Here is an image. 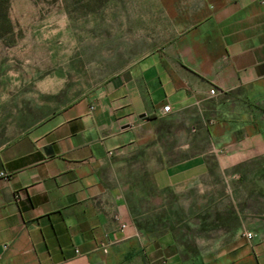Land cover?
Wrapping results in <instances>:
<instances>
[{"label": "crops", "instance_id": "0c3cea01", "mask_svg": "<svg viewBox=\"0 0 264 264\" xmlns=\"http://www.w3.org/2000/svg\"><path fill=\"white\" fill-rule=\"evenodd\" d=\"M12 123L0 141V264H264V210L234 207L235 229L194 241L128 191L145 142L159 191H203L211 162L223 174L264 158V0L208 6L86 96Z\"/></svg>", "mask_w": 264, "mask_h": 264}, {"label": "rangeland", "instance_id": "374dc122", "mask_svg": "<svg viewBox=\"0 0 264 264\" xmlns=\"http://www.w3.org/2000/svg\"><path fill=\"white\" fill-rule=\"evenodd\" d=\"M226 1L0 0V141L16 130L12 122L21 118L25 125L86 96L167 44L204 16L208 6ZM152 152V144L145 142L132 157L138 164L128 178L139 182L128 189L131 199L142 211L175 213L179 229L194 241H211L221 233L212 216L204 222L206 230L199 229V216L223 211L232 199L241 213L264 210L263 157L235 167L242 171L237 177L232 167L222 174L211 162L203 191L198 185L159 191L143 171ZM209 201L214 204L205 208Z\"/></svg>", "mask_w": 264, "mask_h": 264}, {"label": "trees", "instance_id": "16d2710c", "mask_svg": "<svg viewBox=\"0 0 264 264\" xmlns=\"http://www.w3.org/2000/svg\"><path fill=\"white\" fill-rule=\"evenodd\" d=\"M260 173H264V161L262 163V168L261 170H259ZM168 190V189H166ZM214 204L213 201H209V204L206 205L205 208H207L209 205ZM238 209L241 207V205L238 203L237 204ZM169 211V210H168ZM208 211V209H207ZM224 211V212H223ZM223 211H217L214 210L213 214L210 212H204L203 214H201L199 216V229H201L202 231H204L205 226H204V222L206 221L207 217L212 216L213 218V222H215L217 224L218 227H220L221 229L224 230H233L237 227L238 224V216L236 214L235 208L232 204H227L226 207L223 209ZM167 214H173L169 212H165ZM174 218L176 219L177 222H180V220L178 221V219L176 218L175 213L173 214ZM206 230V229H205Z\"/></svg>", "mask_w": 264, "mask_h": 264}, {"label": "built area", "instance_id": "2783aa9c", "mask_svg": "<svg viewBox=\"0 0 264 264\" xmlns=\"http://www.w3.org/2000/svg\"><path fill=\"white\" fill-rule=\"evenodd\" d=\"M209 93H210L211 95H215V94L217 93V91L215 90V88H211V89L209 90ZM169 112H171V109H170V106H169L168 104L163 105V106L161 107V112H160L161 115H166V114H168ZM1 174H3V173H1ZM243 234H244L245 236H247L248 238H251V237H252V232H251V231L243 230Z\"/></svg>", "mask_w": 264, "mask_h": 264}]
</instances>
